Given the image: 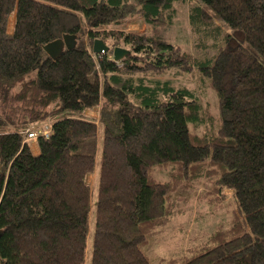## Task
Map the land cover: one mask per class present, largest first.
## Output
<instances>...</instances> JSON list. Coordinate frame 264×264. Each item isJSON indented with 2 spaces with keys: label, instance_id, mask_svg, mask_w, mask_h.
Masks as SVG:
<instances>
[{
  "label": "trees",
  "instance_id": "obj_1",
  "mask_svg": "<svg viewBox=\"0 0 264 264\" xmlns=\"http://www.w3.org/2000/svg\"><path fill=\"white\" fill-rule=\"evenodd\" d=\"M194 1V48L212 58L171 40L175 4L188 0H0V264H153L148 238L173 216L174 193L197 185L215 209L231 191L229 226L157 264H264V0ZM133 17L150 33L119 29ZM65 34L76 47L52 60L43 47ZM94 40L129 55H94ZM168 75L207 84L216 121L207 127L199 95ZM93 108L97 120L84 114Z\"/></svg>",
  "mask_w": 264,
  "mask_h": 264
},
{
  "label": "rangeland",
  "instance_id": "obj_2",
  "mask_svg": "<svg viewBox=\"0 0 264 264\" xmlns=\"http://www.w3.org/2000/svg\"><path fill=\"white\" fill-rule=\"evenodd\" d=\"M196 2L194 0H188L187 3L177 2L176 5V14H175V23L173 25L172 31V41L175 44H180L182 49L186 51L188 54H192L197 58L207 57L212 58L215 54V51H198L195 50L193 44V35L191 32V28L189 27V9L195 5ZM8 24L12 26L13 18L8 20ZM119 29L125 30L128 33H137L144 34L150 33V28L146 25L141 19L133 17L132 20H127L125 23L121 25ZM229 33V31H227ZM233 41H231V45H235L237 42L241 40V37L238 34L233 36ZM108 47L109 44H106ZM173 73V71H171ZM137 76H121L118 74L108 75V79L114 85H128L130 87L136 88V79ZM172 80L173 85L177 87L186 86L189 89H193L196 91L197 95L200 97V101L203 107L204 114V122L207 126L209 124L210 116L212 120L217 116V98L216 95L212 93L207 84L201 86L198 81V76L195 75L191 79L187 76H179L176 77L174 75H168L166 77ZM119 83V84H118ZM48 121L34 123L31 125L29 129L44 127L48 125ZM215 123V122H214ZM205 126V127H206ZM208 127V126H207ZM201 131L205 132V130L201 129ZM36 144L30 142L29 148H33V154L37 152ZM96 173L95 170L92 174L88 176V184L93 193L94 201L97 193V183H96ZM152 176L158 181L168 180V171L161 170L158 168L152 169ZM196 190L192 192H187L183 190H179L174 193L172 196L174 199V214L170 218L163 221V224L153 233L152 236L148 238L147 246L143 249V252L150 257L153 264H157L158 261L162 258H176L186 253L187 248L192 247L194 245H198L199 242L204 241L203 238L207 237L213 230L220 225L225 227L229 226L231 222V216L235 212V203L233 197L231 196V191H223V195L225 196V200L220 204L218 209L210 206L199 198L204 196L209 191V187L197 185ZM92 213V212H91ZM93 213L90 216V229H93L92 221H93ZM199 233V234H198ZM201 236L202 240L199 241L198 244L191 245L190 242L192 238ZM191 237V238H190ZM91 236L89 235V239L87 241V249L86 255L91 251L90 248ZM88 264V261H86Z\"/></svg>",
  "mask_w": 264,
  "mask_h": 264
},
{
  "label": "water",
  "instance_id": "obj_3",
  "mask_svg": "<svg viewBox=\"0 0 264 264\" xmlns=\"http://www.w3.org/2000/svg\"><path fill=\"white\" fill-rule=\"evenodd\" d=\"M92 45V54L99 56L100 54H112L111 60L113 62H121L122 59L129 55L124 48L115 47L112 50L102 40H94ZM76 47V40L74 36L65 34L61 39L54 40L43 47L44 52L52 60L57 59L59 55L66 49H73Z\"/></svg>",
  "mask_w": 264,
  "mask_h": 264
},
{
  "label": "crops",
  "instance_id": "obj_4",
  "mask_svg": "<svg viewBox=\"0 0 264 264\" xmlns=\"http://www.w3.org/2000/svg\"><path fill=\"white\" fill-rule=\"evenodd\" d=\"M11 18H13V21H14V17H11ZM12 28H13V25L10 26L8 24V28H7L8 32H11L12 31ZM84 114H85L86 117H88L90 119L93 118V119L97 120L98 115H99V111H98V108H93V109H90L89 111H86ZM35 147L37 148V152L36 153H38V147H37V145ZM32 150H33V148H32ZM88 176H87V178H88ZM86 180L88 181V179H86Z\"/></svg>",
  "mask_w": 264,
  "mask_h": 264
},
{
  "label": "bare ground",
  "instance_id": "obj_5",
  "mask_svg": "<svg viewBox=\"0 0 264 264\" xmlns=\"http://www.w3.org/2000/svg\"><path fill=\"white\" fill-rule=\"evenodd\" d=\"M218 18V17H217ZM219 51V50H218ZM91 58V57H90ZM93 61V60H92ZM116 63V62H115ZM119 63V62H118ZM94 65V64H93ZM97 71V70H96ZM201 78V77H200ZM153 85V84H152ZM154 90V89H153ZM189 96V95H188ZM94 122V121H93ZM47 133V131H43V132H41V134H43V136H45V134ZM29 134H34L35 135V138L34 139H30L29 137H28V135ZM40 133L38 132V131H36V130H34V131H32V132H30V133H28V135H27V137H28V140H30V141H32V142H35V140L38 138V135H39Z\"/></svg>",
  "mask_w": 264,
  "mask_h": 264
},
{
  "label": "built area",
  "instance_id": "obj_6",
  "mask_svg": "<svg viewBox=\"0 0 264 264\" xmlns=\"http://www.w3.org/2000/svg\"><path fill=\"white\" fill-rule=\"evenodd\" d=\"M100 55H103V54H100ZM50 127H51V125H50ZM46 135H47V133L45 134V136H46ZM28 137H29L30 139H34V138H35V135H34V134H29Z\"/></svg>",
  "mask_w": 264,
  "mask_h": 264
}]
</instances>
